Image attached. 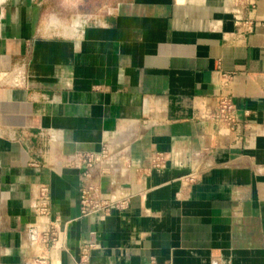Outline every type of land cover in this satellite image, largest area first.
I'll return each mask as SVG.
<instances>
[{"label": "crops", "instance_id": "obj_1", "mask_svg": "<svg viewBox=\"0 0 264 264\" xmlns=\"http://www.w3.org/2000/svg\"><path fill=\"white\" fill-rule=\"evenodd\" d=\"M42 2L0 0V264H264V0L238 26L230 0H130L67 35ZM85 188L123 205L82 216Z\"/></svg>", "mask_w": 264, "mask_h": 264}, {"label": "built area", "instance_id": "obj_2", "mask_svg": "<svg viewBox=\"0 0 264 264\" xmlns=\"http://www.w3.org/2000/svg\"><path fill=\"white\" fill-rule=\"evenodd\" d=\"M232 11L231 14L234 16L235 24L238 26L240 24L239 15L241 9L245 6H251L253 0H230ZM217 118L223 120L224 122L233 123V104L231 101V97L226 96L221 98L218 101V114ZM115 161V159H114ZM106 162H112V157L108 154L107 150H102L97 155L92 154H83L77 155L75 160L72 162V165L82 172L83 181L88 180L91 177V170L100 164H104ZM163 158L161 155H156L153 157L152 164L155 168H159L163 164ZM123 204H118L113 200H106L99 197V194L96 190L91 188H85L81 191L80 194V213L82 216H89L99 211L109 212V210L113 207H121ZM35 214L38 220H41L38 224L39 226L49 225L48 215H49V195L48 188L45 185H40L36 191V205H35ZM37 225V227H38ZM34 227H32L31 234H35ZM54 234H50L49 232L42 233V241L45 243L46 241H50ZM88 252L87 250H82V256L80 260V264H89L88 263ZM35 264H53L50 260L46 258H38L35 261ZM149 264H157L155 261L149 262Z\"/></svg>", "mask_w": 264, "mask_h": 264}, {"label": "rangeland", "instance_id": "obj_3", "mask_svg": "<svg viewBox=\"0 0 264 264\" xmlns=\"http://www.w3.org/2000/svg\"><path fill=\"white\" fill-rule=\"evenodd\" d=\"M130 0H43V26L54 33L70 34L82 22H93Z\"/></svg>", "mask_w": 264, "mask_h": 264}, {"label": "water", "instance_id": "obj_4", "mask_svg": "<svg viewBox=\"0 0 264 264\" xmlns=\"http://www.w3.org/2000/svg\"><path fill=\"white\" fill-rule=\"evenodd\" d=\"M86 22V21H85ZM12 73H11V71L10 72H5V73H3V74H0V78L2 79V78H4V79H6V78H11L12 77ZM18 86V84L16 83V87Z\"/></svg>", "mask_w": 264, "mask_h": 264}, {"label": "flooded vegetation", "instance_id": "obj_5", "mask_svg": "<svg viewBox=\"0 0 264 264\" xmlns=\"http://www.w3.org/2000/svg\"><path fill=\"white\" fill-rule=\"evenodd\" d=\"M0 204H1V202H0ZM0 220H1V217H0Z\"/></svg>", "mask_w": 264, "mask_h": 264}]
</instances>
